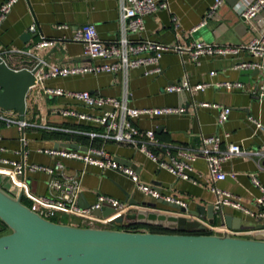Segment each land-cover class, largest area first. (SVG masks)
<instances>
[{
  "label": "crops",
  "instance_id": "1",
  "mask_svg": "<svg viewBox=\"0 0 264 264\" xmlns=\"http://www.w3.org/2000/svg\"><path fill=\"white\" fill-rule=\"evenodd\" d=\"M3 1L0 0V4ZM166 1L168 8L159 9L145 16L144 30L138 34L129 33V39L143 38L170 47L180 46L186 49L196 40L215 44L245 43L258 37L264 30V8L252 19L241 18L240 11L253 0H224L219 9L209 17L206 15L212 0ZM119 15V0H17L0 28V56L14 69L32 68L35 64L34 56L47 63L66 67L100 64L104 61L84 54L83 43L73 40V33L77 27L92 23L103 42H113L120 36ZM203 20L204 25L192 30ZM31 25H35V32L29 31ZM61 25L64 27H60ZM40 36L53 39L55 43L36 48L33 45ZM12 49L28 50L34 56L10 52ZM247 59H251L247 53L235 56L204 55L196 63L192 61L188 52L170 49L162 53L159 73L144 75L140 67L128 70L127 104L130 107L185 108L180 114L140 115L132 120L133 124L140 130H153L160 145L173 144L193 150L198 147L201 135L227 131L228 141L245 147H258L264 142V129L252 134V126L247 120V115L259 118L264 125V99L259 100L252 94L258 83L264 85V69L255 74L254 71L235 67L241 60ZM211 71H214V74H211ZM185 78L190 85L238 80L244 87L241 90H226L212 85L204 90L192 92L166 91L168 84ZM45 88L89 91L94 95L119 98L123 92V76L120 72L49 76L29 88L25 98L26 110L23 120L19 119L16 111L0 108L1 116L25 123L19 128L17 123L7 124L0 118V158L24 165V179L34 193L48 195L51 192L50 175L40 170L31 171L29 165L52 166L59 160L66 173L78 178L79 195L81 194L84 202L89 205L100 193L125 200L120 188L129 194L128 201L135 200L136 204L157 201L138 191L134 182L119 172L101 170L94 165L44 152V149L54 148L55 143L64 142L85 148L89 145L101 147L113 158L119 157L121 160L117 161L132 167L141 182L153 184L164 195L186 201L188 213L195 211L199 205L214 204L216 196L209 189L207 168L203 159L198 158L193 162V176L197 179V183L193 184L159 168L145 154L127 143L104 141L99 137L90 140L85 134L75 131L99 132L101 127L88 120L62 115L60 110L73 109L89 115H100L102 110L108 107H88L70 96L47 94ZM201 102L229 106L231 110L226 122L222 126H217L215 122L217 110L213 107L197 106ZM22 137L24 142L21 140ZM153 150L159 156L163 155L161 146L153 147ZM0 166L10 167L9 164ZM223 169L235 173V176H227L216 185L238 196L245 207L256 210L259 191L252 184L249 174L257 173L259 181L264 185V171L258 172L255 162L246 157H234L224 162ZM6 180L5 176H0L1 182L4 183ZM155 209L184 212L181 208H172L160 202H157ZM222 209L233 216L246 217L241 211L230 207ZM52 215L57 216L61 223L72 224L68 221L70 216L66 214ZM197 216L210 223L211 218L206 216V212ZM212 220L215 225L220 223L217 214ZM242 223L249 227L258 223L263 224L258 220L256 223L251 221Z\"/></svg>",
  "mask_w": 264,
  "mask_h": 264
},
{
  "label": "built area",
  "instance_id": "2",
  "mask_svg": "<svg viewBox=\"0 0 264 264\" xmlns=\"http://www.w3.org/2000/svg\"><path fill=\"white\" fill-rule=\"evenodd\" d=\"M17 0H4L0 4V28L6 19L12 5ZM224 0H212L209 6L207 17L211 16L223 4ZM166 0H119V21L120 36L113 42L105 43L97 35L96 27L92 23H87L76 28L72 39L80 41L84 45V54L93 59H101L104 62L90 66H60L56 63H47L43 59L32 55L28 50L12 49L10 52L24 53L32 55L35 58V64H40L35 73V83L49 76H67L72 74L100 72L116 73L120 72L123 76V92L121 97L99 96L89 91H63L57 88H45L47 94H57L73 97L88 107H104L100 115H89L73 109H62V115H69L79 120H88L99 127L101 131H75L85 134L90 140L99 137L104 141H114L127 143L136 150L145 154L150 160L155 162L159 168L167 170L172 175L188 180L193 184L197 179L193 176V162L198 158L205 161L207 168V177L209 189L216 196L214 201L215 209L230 207L241 211L246 216L261 221L264 225V185L259 181L257 173L249 174L252 184L258 189L259 195L256 198L257 209L251 210L245 207L239 197L230 191L219 188L216 183L225 179L227 176L234 177L235 173L227 172L223 169V163L234 157H246L252 159L257 167V171H264V142L258 147H245L228 141L229 133L223 131L208 135H201L199 145L196 149H188L183 146L164 144L160 145L155 133L151 129L140 130L133 124L132 120L140 115H169L180 114L185 111L183 106L179 107H130L127 104V72L133 68H142L144 75H153L160 72L159 60L162 53L173 49L178 52L186 51L192 61L198 63L199 58L204 55L217 56H235L239 53H247L251 59L241 60L236 64V68L258 72L264 69V30L258 36L245 43L239 44H215L196 40L190 43V46L183 49L180 46L170 47L162 43L139 38L129 39L128 34H138L144 30V17L154 13L159 9H167ZM264 8V0L251 1L240 15L244 19L254 18ZM205 20L201 21L197 27L204 25ZM60 27H64L61 25ZM30 32H35V25L29 27ZM53 39H46L40 36L39 40L33 45L36 48L45 47L54 44ZM214 74V71L210 72ZM222 87L226 90H241L244 85L238 80H224L215 83L200 82L190 85L187 79L168 84L166 91L180 92L183 90L198 91L204 90L209 86ZM259 100L264 99V85L257 84L252 90ZM197 106L213 107L217 110L216 125L222 126L228 119L231 108L219 103L201 102ZM7 124L17 123L22 128L23 121L14 120L0 115ZM247 120L252 126V134L264 129L263 123L259 118L253 115H247ZM1 138V137H0ZM24 142L23 137L21 138ZM161 146L163 155L159 156L153 147ZM45 153L62 158H69L83 162L84 164L94 165L101 170H113L130 178L138 191L154 200H161L166 203H174L184 210L176 214L184 215L190 220H196L204 225V231L208 233L220 234L227 231L231 236H248L254 230L247 229H229L225 224L208 223L197 215L187 212L186 201L164 195L153 184L141 182L138 179L136 171L128 166L119 163L107 151L101 147L89 145L86 150L54 147L44 149ZM1 165H10V167L0 166V174L5 175L10 184L20 188L21 198L27 199L38 213L44 217L52 216L54 213L66 214L68 216L78 217L81 221L80 226L113 228L116 225L113 220L116 217L142 208L143 206L132 203L128 200H120L115 197L98 194L95 201L87 208L78 205L79 180L76 176L66 173L63 164L57 160L52 166L31 164V171H44L50 175L49 188L51 192L48 195L32 193L28 188L25 179L21 177L24 165L16 161H10L0 158ZM108 207L112 213L106 217L92 214V210Z\"/></svg>",
  "mask_w": 264,
  "mask_h": 264
},
{
  "label": "water",
  "instance_id": "3",
  "mask_svg": "<svg viewBox=\"0 0 264 264\" xmlns=\"http://www.w3.org/2000/svg\"><path fill=\"white\" fill-rule=\"evenodd\" d=\"M39 67L40 64L14 69L0 56V108L14 110L20 120L24 119L25 98L35 83ZM54 147L86 149L64 142H57ZM21 177L24 178V169ZM120 189L125 200H129V194ZM157 202L180 209L174 203L161 200L144 202L142 208L113 220L116 225H138L135 229L80 226L42 216L21 201L18 186L10 184L8 179L4 183L0 181V221L8 229L1 233L0 226V264H264V225L249 227L242 223H256L253 217L242 218L223 209L215 210L213 205H199L190 214L206 212L210 223L217 214L220 223L229 229H254V232L248 236H231L227 231L180 233L204 230V226L184 215L155 209ZM77 203L82 208L89 206L81 194ZM111 213L108 207L92 210L96 216L106 217ZM148 226L177 232H152Z\"/></svg>",
  "mask_w": 264,
  "mask_h": 264
},
{
  "label": "trees",
  "instance_id": "4",
  "mask_svg": "<svg viewBox=\"0 0 264 264\" xmlns=\"http://www.w3.org/2000/svg\"><path fill=\"white\" fill-rule=\"evenodd\" d=\"M21 201L26 204L27 206H29L30 208H33L32 204L25 198H21ZM48 219L52 220V221H55V222H59V220L53 216H49L47 217ZM0 226L2 227L3 230L7 229V227L0 221ZM139 227L138 225H128V226H125V225H116V229H135ZM150 231L152 232H177V231H173V230H168V229H165V228H162V227H155V226H148L147 227ZM2 230V231H3ZM8 230V229H7ZM180 231H178L179 233ZM180 233H188V234H202V233H208L206 231H203V230H186V231H183V232H180ZM210 234V233H209Z\"/></svg>",
  "mask_w": 264,
  "mask_h": 264
},
{
  "label": "rangeland",
  "instance_id": "5",
  "mask_svg": "<svg viewBox=\"0 0 264 264\" xmlns=\"http://www.w3.org/2000/svg\"><path fill=\"white\" fill-rule=\"evenodd\" d=\"M28 188H29V187H28ZM29 189H30V191H31L32 193H34V192L32 191L31 188H29ZM32 206L34 207V205H32ZM52 216H53V215H52ZM53 217H55V218L58 219L57 216H53ZM68 221H69L70 223L74 224V225H79V219H77V218H75V217L70 216ZM112 227L115 228L116 225H112ZM6 232H8L7 229L3 230L1 233H6Z\"/></svg>",
  "mask_w": 264,
  "mask_h": 264
}]
</instances>
